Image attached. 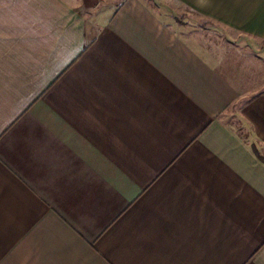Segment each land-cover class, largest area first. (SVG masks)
Segmentation results:
<instances>
[{
	"label": "crops",
	"instance_id": "0c3cea01",
	"mask_svg": "<svg viewBox=\"0 0 264 264\" xmlns=\"http://www.w3.org/2000/svg\"><path fill=\"white\" fill-rule=\"evenodd\" d=\"M163 1L0 0V264H264V0Z\"/></svg>",
	"mask_w": 264,
	"mask_h": 264
},
{
	"label": "rangeland",
	"instance_id": "374dc122",
	"mask_svg": "<svg viewBox=\"0 0 264 264\" xmlns=\"http://www.w3.org/2000/svg\"><path fill=\"white\" fill-rule=\"evenodd\" d=\"M161 4L165 6L166 5L171 6L173 9L175 8L176 2L174 0H164L163 3ZM176 11H179V9L177 8ZM181 16L177 15V17H179L182 20H185V18H189L192 20V22H197V25L201 23L203 25V28H206L204 25L205 24L204 20L203 21L201 19L197 20L195 19L194 16H191L190 13L188 14L184 13ZM206 37L208 38V41H213L216 46L218 45L220 46L221 49L222 48L225 49L227 54L229 53L231 54V55L229 54L231 58L239 62L241 70L246 74L244 75L245 79L247 80L246 89H248V86L250 87V89L251 88L254 89L252 91V93L255 92L254 95L260 93L261 91H264V49L262 47L259 48L258 46H255V44H253L252 42L243 43L242 41H238V40L235 41V39L238 38L237 36H233L229 40L227 39L228 37L218 33L217 34L215 33L213 35H208ZM250 74L253 75L252 80H250L249 78ZM251 97H253L252 94L249 95L245 100L248 101V99H251ZM234 121L238 122L236 118H234ZM244 133L248 135V131Z\"/></svg>",
	"mask_w": 264,
	"mask_h": 264
}]
</instances>
